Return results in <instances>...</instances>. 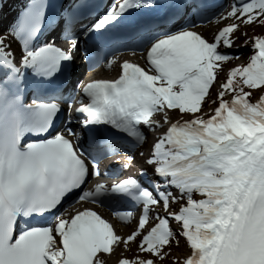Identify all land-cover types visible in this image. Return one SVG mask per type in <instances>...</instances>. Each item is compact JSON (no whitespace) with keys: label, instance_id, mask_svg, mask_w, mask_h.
<instances>
[{"label":"snow or ice","instance_id":"obj_1","mask_svg":"<svg viewBox=\"0 0 264 264\" xmlns=\"http://www.w3.org/2000/svg\"><path fill=\"white\" fill-rule=\"evenodd\" d=\"M49 7L48 0H30L10 27L22 45L19 61L8 37L0 35V264H109L106 257L136 241L141 254L122 255L118 264H264V35L250 38L249 61L219 80L222 62L234 58L220 46H233L241 24H264V0H236L227 17L237 22L211 41L195 30L197 20L209 19L207 0H113L79 34L73 26L88 5L73 3L64 10L68 50L37 43ZM172 8L177 11L169 14ZM152 9L161 11L129 20L130 43L101 41L84 50L91 67L103 52L108 68L120 49L146 50L147 68L124 60L118 77L80 82L74 121L76 89L65 95L54 82L58 76L70 82L75 75L80 37L106 32L133 11ZM211 15L220 20L223 13ZM178 18L184 23L177 24ZM214 84H219L215 98ZM256 92L261 94L253 99ZM61 100L68 102L67 125L61 124ZM206 102L218 106L205 111ZM169 110H179L181 118L171 119ZM73 123L82 131L68 126ZM165 127L147 161L159 181L146 187L129 176L84 188L90 176L102 175L99 161L114 154L112 145L134 150L147 141L145 129ZM134 159L120 163L128 168ZM141 174L149 175L147 169ZM173 187L179 195L169 191ZM78 190L65 207L66 197ZM185 198L173 211V201ZM125 199L142 208L138 226L126 237L92 207L71 210L74 203L107 204L130 223L134 212L120 210ZM173 220L179 229L171 226ZM178 234L187 242L183 259L172 251Z\"/></svg>","mask_w":264,"mask_h":264},{"label":"bare ground","instance_id":"obj_2","mask_svg":"<svg viewBox=\"0 0 264 264\" xmlns=\"http://www.w3.org/2000/svg\"><path fill=\"white\" fill-rule=\"evenodd\" d=\"M6 11H5V15L6 16H9V11L7 10L8 8H5ZM4 12V11H3ZM227 13V12H226ZM221 21L219 20H216L214 19L212 22H208V23H205L203 26H200L199 29L206 35V37L210 36V33L209 31L214 27V26H218V24L220 23ZM5 32L2 31L0 35H3ZM11 45V43H10ZM11 51H15L14 50V47H12L11 45ZM76 53V52H75ZM248 52L247 51H239V54H236L234 56V61H239L241 60V58H243ZM115 56L117 57V60H116V63L115 65L112 67V68H108L106 67V61L103 62V65L101 67V69L98 70V76L99 77H103V76H110V77H113L114 75H116L117 71H118V67L120 66V64L124 61V60H137L136 58H133L135 57L136 55L134 56H131L129 53H125V52H122V51H117L115 52ZM130 57V58H129ZM111 58V57H109ZM226 77V74L222 75L221 76V79H224ZM211 93L215 92L213 87L212 89L210 90ZM76 95V94H75ZM206 105V104H205ZM205 105H204V110L207 111L209 110V108H205ZM218 105H214V107H216ZM213 107V108H214ZM74 111L75 110H72V114H74ZM181 116V115H180ZM179 116V117H180ZM156 119H159L161 121H163V115L162 114H159L158 116H156ZM162 128H156L155 131L159 132L161 131ZM152 138V135L150 133H147V141L145 143H143V146L148 149L149 148V140ZM114 149H118V147H114ZM100 163V162H99ZM104 170V169H103ZM103 173H105L103 171ZM110 174V173H108ZM103 175V174H102ZM112 176V174H111ZM103 182L107 181V179H103L101 180ZM169 191H171L174 195H179V190L175 191L176 194L173 192V190L169 189ZM197 198H199L197 196ZM185 202L183 200H180L179 203L177 204V202L175 201L173 203V208L174 209L173 211H176L178 210V206L179 205H182L184 204ZM94 209H98L97 207H93ZM162 211H164V209H162ZM114 226L118 232V234L122 235V236H127L129 234H131L132 231H134L136 229V223H135V220L130 222V223H126V222H123L121 221L120 219L117 220V222H114ZM180 243H179V246L175 247V250L176 252H173L174 254L176 255H179L181 257V259H183V256L184 254L188 251V247L185 245L184 241H183V237L182 238H178ZM139 253V249L135 246H129V248L126 250L124 248L123 245H121L119 248H117L116 252L113 253L110 257H106V259L108 258V262L109 264H118V261L119 259L121 258L122 255H126L129 257V255L131 254V256H133V254L135 255H140L138 254ZM170 264V262H169Z\"/></svg>","mask_w":264,"mask_h":264},{"label":"rangeland","instance_id":"obj_3","mask_svg":"<svg viewBox=\"0 0 264 264\" xmlns=\"http://www.w3.org/2000/svg\"><path fill=\"white\" fill-rule=\"evenodd\" d=\"M228 20L231 23L237 22V21H235L234 18H229ZM6 35H3V36H6ZM258 35H264V24H260L258 21L255 23H252L250 25L241 24L240 28L234 32V36L237 37V39H235L233 46L229 49H231V51L233 53L235 52V55L237 53L239 54V51H247L248 53L240 61H234V58L230 59L229 62L227 63V65H225V67H223V69H225V68L228 69V70H226V72L228 71L227 73H229L231 66H234V65L238 66L239 64H246L249 61L251 55L253 54V51L251 49V39L250 38H254ZM12 38H13V35H11V33H10L8 36V39L6 41H12L13 42ZM210 39H211V36H210ZM246 40L248 41L247 46H245ZM226 48L227 47L223 46L222 49L225 50ZM220 74H219V77H220ZM225 78L221 79V80L219 79V80L221 82H223V81H225ZM213 89L215 92L211 93V95L213 98H215L217 95V92L219 91V84H214ZM260 94H261L260 92H256L253 99L258 98V96ZM205 104H206L205 105L206 109L214 107V105L210 104V102H206ZM169 115L173 118H176L178 114H177V112L173 111V112H170ZM180 115H181V113H180ZM183 201L186 203V199H184ZM137 244H138V241L132 242L131 246L135 247V246H137ZM175 247H176V245L174 244L173 249H172L173 252H176ZM139 254H141V253H139ZM135 256H136L135 254H133V256H131V254H130L129 258H134Z\"/></svg>","mask_w":264,"mask_h":264}]
</instances>
